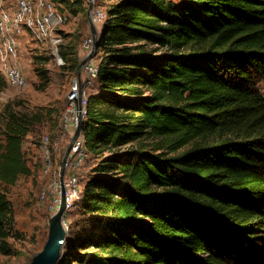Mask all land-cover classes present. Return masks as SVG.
I'll return each mask as SVG.
<instances>
[{
  "label": "trees",
  "instance_id": "trees-1",
  "mask_svg": "<svg viewBox=\"0 0 264 264\" xmlns=\"http://www.w3.org/2000/svg\"><path fill=\"white\" fill-rule=\"evenodd\" d=\"M55 1L87 14V0ZM110 1L82 125L95 165L58 264H264V0ZM48 61L33 55L45 84ZM38 120L6 114L4 254L15 217L1 185L31 174Z\"/></svg>",
  "mask_w": 264,
  "mask_h": 264
},
{
  "label": "rangeland",
  "instance_id": "rangeland-1",
  "mask_svg": "<svg viewBox=\"0 0 264 264\" xmlns=\"http://www.w3.org/2000/svg\"><path fill=\"white\" fill-rule=\"evenodd\" d=\"M176 1V0H175ZM60 11L67 14V18L51 25L50 33L43 42L35 41L31 36L22 34L19 44V64L27 75L28 84L24 88H13L7 85L0 90V150L4 144V123L9 110L18 114L37 115L38 123L29 133L24 144V150L32 168L29 175H21L13 185L2 184L4 190L12 202L15 217V233L9 241L13 252L4 254L0 251V264H26L35 254L41 251L48 239L52 211L50 200L42 199L40 194L46 190L51 176L43 171L42 141L49 136L54 149L55 163L60 166L64 154L71 143V137L63 134L60 122L65 114L67 97L71 83L78 75L79 64L87 57L93 47V35L88 19V9L94 8L106 10L110 0L86 1L87 14L74 15L66 7V3ZM92 9V11H93ZM93 15V13H92ZM94 19V16H93ZM98 32L102 31L104 21L94 19ZM68 52V61L62 58L61 51ZM45 54L49 61L45 64L48 69L49 81L44 83L35 69L33 63L34 54ZM92 60L100 62L96 51L92 54ZM3 57L0 55V71L2 73ZM38 68V67H37ZM3 74V73H2ZM85 77L83 67L82 74ZM264 90V82L260 85ZM97 79L93 83L88 82L87 94H98ZM86 160L81 169L80 176L88 174L95 165L94 158ZM93 161V162H92ZM86 171L83 172V169ZM83 196V193H82ZM68 222V234L75 236L77 224H81L77 210L71 211ZM70 222H72L70 227Z\"/></svg>",
  "mask_w": 264,
  "mask_h": 264
},
{
  "label": "built area",
  "instance_id": "built-area-1",
  "mask_svg": "<svg viewBox=\"0 0 264 264\" xmlns=\"http://www.w3.org/2000/svg\"><path fill=\"white\" fill-rule=\"evenodd\" d=\"M62 6L63 3L55 0H0V55L4 59L1 70L8 86L24 88L28 84L27 75L19 64L20 36L26 34L37 42H43L50 33L51 25L67 18L68 15L59 9ZM93 16L95 20L104 21L106 10L94 8ZM84 69L85 77L77 75L71 83L65 114L60 122L61 131L68 134L71 140L79 125V113H82L83 119L86 116L88 82L93 83L97 79L99 63L89 59ZM41 146L43 171L51 176V180L40 197L50 200V209L54 212L59 209L62 190L65 189L67 210L63 221L68 227L71 211L75 209V203L82 198L83 193L80 172L88 158L85 141L81 133L75 139L66 161L63 162L62 159L60 166L55 163L49 136L43 138ZM63 168L65 173L62 178Z\"/></svg>",
  "mask_w": 264,
  "mask_h": 264
},
{
  "label": "water",
  "instance_id": "water-1",
  "mask_svg": "<svg viewBox=\"0 0 264 264\" xmlns=\"http://www.w3.org/2000/svg\"><path fill=\"white\" fill-rule=\"evenodd\" d=\"M92 9H93V5L90 6L88 9V19H89V23H90L92 35H93V47L88 53L87 57L79 64L78 76H81L82 69L85 63L91 58L92 54L96 51L98 47V39H99L100 33L98 32L97 26L94 23ZM83 122H84L83 115L80 112L79 113V125L75 131V134L72 137L71 143L69 144L64 154L63 162L66 161L72 149L75 139L82 133ZM64 173H65V169L63 168L62 178H63ZM66 210H67L66 193H65V189L63 188L62 202L59 206V209L55 210L51 216L48 239L43 249L39 251L37 254H35L33 259L26 264H58V261L61 258L63 245L68 236V227L63 221V215L66 212Z\"/></svg>",
  "mask_w": 264,
  "mask_h": 264
},
{
  "label": "crops",
  "instance_id": "crops-1",
  "mask_svg": "<svg viewBox=\"0 0 264 264\" xmlns=\"http://www.w3.org/2000/svg\"><path fill=\"white\" fill-rule=\"evenodd\" d=\"M99 33H100V32H99ZM88 159H89V158H88ZM87 161H88V160H87ZM87 163H90V162L88 161ZM85 171H86V168L83 169V172H82V173L84 174ZM88 173H89V172H88ZM87 176H88V175H87Z\"/></svg>",
  "mask_w": 264,
  "mask_h": 264
}]
</instances>
